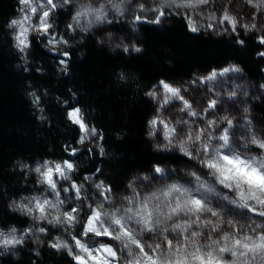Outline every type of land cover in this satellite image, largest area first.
Listing matches in <instances>:
<instances>
[{"label": "trees", "instance_id": "obj_1", "mask_svg": "<svg viewBox=\"0 0 264 264\" xmlns=\"http://www.w3.org/2000/svg\"><path fill=\"white\" fill-rule=\"evenodd\" d=\"M100 1L103 0L90 1V4L93 7L94 2ZM116 2L131 5L136 0ZM72 3L73 6L84 4L83 0ZM96 7L99 4L96 3ZM68 9L69 5L58 6L52 12L53 33H32L25 54L15 47L14 32L9 27L18 15L19 0H0V230L7 232L15 227L28 233L30 219L16 210L13 202L43 190L34 168L47 160L72 161L73 180L89 194L94 187L97 196L108 199L112 207L125 206L139 182H146L142 188L148 189L144 192L149 191V198L153 194L162 196L176 182L186 184L191 180L188 174L178 172L174 177H157V167L188 165L195 168L196 165V173L204 176V183H211L218 193L229 199L235 198L234 192L219 185L207 174L209 170L194 159L156 147L149 124L155 104L147 93L160 80L189 82L197 75L234 65L240 69L242 84L249 91L251 119L263 130L255 136L264 139V57L258 55L264 51V44L258 40L264 33L260 35L245 28L232 33L204 28L193 32L186 16L165 9L163 22L138 24L136 46L141 50L125 51L115 49L101 39L106 32L125 31L123 21L103 23L112 20L107 16L87 31L68 33ZM48 37L55 38L58 43L50 44ZM59 37L68 43L59 42ZM65 52L67 56L63 55ZM74 107L81 110L88 127L97 130L100 148L91 140L79 142L81 130L68 117L69 110ZM243 148L251 149L249 145ZM252 149L262 154L257 147ZM98 184L103 187L98 189ZM63 189H69L63 193L70 198L71 187L63 183ZM200 191L207 206L220 211L224 221H231L240 230L247 224L264 220L239 205H231L219 197L209 198L204 189ZM176 195L173 193L165 201L168 207ZM158 202L147 199L151 206ZM168 207H162V211L167 212ZM203 218L213 222L218 219L208 214H203ZM175 222L183 223L184 220L182 217L163 220L156 232L145 233L141 239L147 244L159 243L163 240L159 234L161 229L165 226L171 229ZM83 226L84 222L78 228L79 237H82ZM229 227L228 223L222 222L224 231ZM194 228L209 234L208 228L197 225ZM165 235L172 238L175 233ZM210 235L217 238L220 233ZM51 237L24 239L23 244L0 251V264H77L66 250L51 247ZM96 238L109 241L107 237ZM201 242L206 241L202 239ZM112 243L120 246L116 241ZM120 264H123V257Z\"/></svg>", "mask_w": 264, "mask_h": 264}, {"label": "snow or ice", "instance_id": "obj_2", "mask_svg": "<svg viewBox=\"0 0 264 264\" xmlns=\"http://www.w3.org/2000/svg\"><path fill=\"white\" fill-rule=\"evenodd\" d=\"M21 3L28 7L29 14H25L21 19H14L11 21L9 27L16 28L17 32L14 36L15 47L26 54V50L30 47L31 41L29 39L31 33L40 35H49L53 24L49 22L51 13L59 6L63 7L71 0H45V6L34 4L33 0H20ZM253 9L264 13V0H246ZM156 7L147 9L156 13L155 23H159V17L165 15V9L173 10H187L185 14L188 17L189 28L195 32L197 31L196 22L192 19V13L196 15H204V9L214 3V0H153ZM115 7V6H114ZM141 12L146 11L145 5H139ZM90 13L95 14L97 22L106 18L105 8L99 6L98 8L87 9ZM121 12V10H120ZM84 12H77L73 19L79 24L80 17ZM33 16L36 17V22L33 23ZM141 16H136V20H141ZM209 21H217L219 24L227 23L230 25L233 32L237 29L238 20L231 15L228 8L225 7L219 18L216 13L209 12L207 14ZM213 28V24L208 25ZM246 31H251L256 28V24L242 25ZM227 31V29H225ZM259 43L264 44V36L258 37ZM50 42H57L53 38ZM59 42L67 44L68 41L61 38ZM243 44V41H238ZM136 52L141 49L135 48ZM127 51V48H125ZM63 55L67 56L65 52ZM259 56L264 57V51L258 53ZM65 63V61H61ZM237 67H226L222 72L217 73L213 71L205 79L206 81H213L218 75L223 76L229 72H239ZM264 87V86H262ZM162 94L163 105L167 106L173 99L179 100L183 103L182 110L188 111V114L195 117L199 115L196 111H192V105L181 94V89L164 80L158 82V89L147 93L153 99H157ZM33 95H35L33 93ZM234 95V94H233ZM39 98L37 97L36 102ZM217 102L212 100L208 107L215 109ZM245 112L248 109H244ZM68 117L72 123L79 126L83 135L80 136L79 142L84 143L89 136H96L97 130L95 127L89 128L85 123L81 110L75 108L68 113ZM221 119L226 122L228 127L221 130V134L214 138L221 143L210 146L209 137L212 133L206 129L189 130L185 134V138L176 146L187 157L197 159L199 163L208 171V175L215 174V181L224 189L231 190L235 193V198L229 199L227 195H221L217 190L209 188L207 184L201 182L200 176L195 172L192 176L195 177L199 187L196 191L204 189L216 193L218 197L231 205H239V207L254 213L255 215L264 218V139H258L255 135L251 136L250 143L261 150L262 154L257 156H244L232 149L231 137L229 129L233 126V120L228 116H223ZM181 123V122H177ZM187 123V122H184ZM153 131L150 135L156 134L158 124H163L164 139L169 144L173 142V138L178 136L175 127H169L167 123L160 120L159 117L153 118L149 121ZM207 125L215 127L217 121L208 119ZM193 132L195 134H193ZM186 145H191L193 150H190ZM167 147V145H165ZM227 150V151H225ZM103 151V149H101ZM229 152L231 154H229ZM195 153H201L196 156ZM75 154V152H73ZM26 167V165H25ZM74 170L73 163L64 161L63 163H54L45 161L42 165L34 168V171L41 177L40 183L46 184L57 197V183L54 177L58 176L61 179H69L68 175ZM155 172L160 173L162 169L157 167ZM99 189L103 187L102 184L96 185ZM71 188L75 190L76 196L79 198L81 188L73 184ZM67 192L69 189H63ZM111 191V189H108ZM176 193L173 201H170L168 211H158L152 206L149 207L147 202L143 203L141 207L133 211L132 208L124 210L125 215H121V210L116 209L112 212L103 211L104 205L91 210L90 214L84 221V226L80 232L84 237H107L109 240L116 241L119 247L113 244H106L100 241L95 243L91 238L87 241L81 240L77 236L72 237L73 244L62 241L57 238V242L53 243L51 247L60 250L64 249L77 264H120L123 257V264H264V223L250 229V233L240 235V229L236 228L231 221H224L223 214L213 207L207 206L208 202L201 197L194 196L190 189L173 184L163 195L167 197ZM183 198V199H181ZM150 199L159 200L158 196L153 194ZM27 200V202H24ZM63 201L53 203L48 199H41L39 197L24 198L21 202H13L15 209L21 211L25 215L33 216L34 219L47 220L50 224H65L74 226L78 222L76 213L78 209L72 208L69 211L61 212L60 204ZM91 208V205H89ZM219 207V206H218ZM54 209L56 215L49 219V211ZM132 214V215H128ZM203 214H208L211 217H217V221L213 222L210 219H204ZM173 220L175 217H182L183 223L175 222L171 229L163 227L160 235L163 240L159 243L147 244L141 237L145 233H154L158 226L163 223V220ZM135 219L139 230H134L129 221ZM190 221V222H189ZM226 222L229 224V230L222 229V223L217 227V222ZM194 225L200 228H208L209 234L202 231L195 230ZM40 232H45V228H39ZM175 233V236L169 238L165 233ZM219 232L217 238H211V233ZM27 234V233H25ZM243 237V239H241ZM210 241L208 243L201 242V240ZM24 242L23 236H17V229L12 227L5 232L0 230V249L8 250ZM229 242L231 246L229 247ZM191 246V251L189 248ZM78 250V251H76Z\"/></svg>", "mask_w": 264, "mask_h": 264}, {"label": "rangeland", "instance_id": "obj_3", "mask_svg": "<svg viewBox=\"0 0 264 264\" xmlns=\"http://www.w3.org/2000/svg\"><path fill=\"white\" fill-rule=\"evenodd\" d=\"M71 1L73 2L78 0H71ZM90 1L93 2L95 0H83L84 4L91 3ZM103 1L94 2L95 4L93 7L97 8L96 3L99 4L100 6L101 3H105ZM72 2L65 4V5H69V9H68L69 17L66 28L68 33H79L82 31L81 27L85 24L86 20L91 21L90 17H92L93 15L90 14L86 18L82 16L80 18L79 24H77V22L73 19V17L76 15L77 10L81 7L82 4H79V6L78 5L73 6ZM33 3L38 4L42 7L45 6V0H33ZM141 3L145 5L146 11L144 12H141L139 9V5ZM130 4L131 5L129 4L121 5V12L118 13L116 11L110 10L112 7L105 3V9L107 10L105 12L106 17L109 16V18H111L112 20L103 21V23H117L123 21L126 27V30L123 32H118V33L115 32L112 34L106 32L101 36L102 37L101 39L105 43L109 44L115 49L127 48L128 50H134L135 48H137L136 37H137L138 24L143 21H155L157 18L155 12L147 10L157 6L156 4L153 3L152 0H144V1L136 0L135 3H130ZM225 7L228 8V11L230 12L231 15L237 18L238 20L237 29L244 28L242 27V25H250L252 23H255L256 28L252 30L257 31L260 35H263L262 33H264V13H261L260 11L253 9L249 4H247L246 0H216L214 3L207 6L204 9V15H196L195 13H192V19L196 22V27L212 30L217 33H232L233 31L231 30L230 25H228L227 23L219 24L217 21H209L207 19V14L213 11L216 13L217 17L219 18ZM174 11L181 12L188 19L187 15L185 14L187 10L181 9ZM25 14H29L28 7L25 4L21 3L19 0V12L14 19L17 20L21 19ZM136 16H141L142 19L138 21L136 20ZM163 21H164V16L159 17V22H163ZM35 22H36V17L33 16V23ZM49 22L53 24V28H51L49 32L51 35V33H53V29L55 28V22L52 19V13L50 15ZM210 23L214 25L213 28L208 27ZM11 29L13 30L15 36L17 29L16 28H11ZM225 29H227V31H225ZM31 35L32 33L30 34V37ZM52 39H53L52 37H48V42L50 44L55 45L58 43V42L55 43L50 42ZM60 39L61 37H59V40ZM233 66L234 65H230L227 67H233ZM223 69L215 70V72L220 73L222 72ZM212 72L208 74L197 75L189 82H182V81L177 83L168 82L181 89V94L192 105V111H196L197 113H199V115L195 117L189 115L188 111L182 110L184 108V105L179 100L173 99L167 106H164L162 101V94L157 99H153L151 97L155 104V110L152 119L159 117V119L167 123L169 127H175L178 132V136L174 137L173 142L169 144L168 141L164 139L163 132L165 129L163 127V124H158V127L156 129V134L154 136L150 135L152 140L155 142L156 145H160L158 149L182 153L176 145L185 138V134L189 130L206 129L208 132L212 133V136L209 137V140L211 142L210 146L218 145L221 142L216 140L214 137L220 135L221 130L224 129L225 127H228L226 122H224L221 119V117L223 116H228L230 119L233 120V126L229 129L232 149L244 156L259 157L261 153L259 151L256 152V149H252L253 147L255 148L256 146L252 145L249 141L252 135H259L260 133L263 132V130L260 129L258 123L253 122L249 110L247 112L244 111V109H248V104L250 103L249 100L250 96H249V91L245 89L246 86L242 84L241 81L242 76L240 71L229 72L223 76L218 75L215 80L206 81L205 78L209 76ZM154 89H158V84L152 89V91ZM212 100H215L217 102L215 109H209L208 107L209 103ZM75 108L78 107L71 108L69 112ZM208 119L217 121V125L215 127H209L207 125ZM178 121L181 123H177ZM152 131L153 129L150 126V133ZM193 134L195 133L193 132ZM81 135H83L82 131H81ZM86 140H91L96 145V147L100 148V140L98 134L96 136H89V138ZM165 145H167V147H165ZM244 145L247 146L249 145L251 149H244L243 148ZM186 146L189 147L190 150H193L191 145H186ZM229 154L231 153L229 152ZM195 155L200 156L201 153H195ZM47 161L54 163H63L64 161H69L72 163V161L70 160H64V161L47 160ZM194 161L196 163L197 162L199 163L197 159H194ZM43 163H40L37 166L42 165ZM196 167H197L196 165L195 168L193 166H188V165L180 168L165 167L162 168V172L157 173V177L158 176L174 177L173 175L176 172L181 174H188V176L191 177V180H189V182H187L186 184L181 182H176L175 185L181 187L182 189L188 188L191 190L194 196L203 198L200 194L201 191H196L199 185L196 182L195 177L191 175V173L193 172L196 173L197 171ZM72 171L68 174L70 178L67 180L61 179L58 176L54 177L58 186L57 187V191H59L58 197L55 194V192H53L46 184L41 183L44 186L42 191H39L33 195L24 198L30 199L31 197H39L41 199H48L53 203H56L58 200L63 201V203L60 204L61 212L69 211L72 208L78 209V212L76 213L78 217V222L74 226H68L63 223L50 224L48 223L47 220L38 221L34 219L33 216L26 215L30 219V228L28 229V233L27 230L26 231L17 230V236H23L24 239L29 238L31 240L34 239L38 240L41 239L42 237L44 238L48 235H52L51 237L52 244L57 242V238H59L62 241H66L69 244H73L72 237L77 236V231L79 226L86 220L92 209L102 204L104 205L103 211L105 212H112L115 211L116 209H120L121 210L120 214L125 215L124 212L125 209L132 208L133 211L135 212V210L141 207L143 203L147 202L148 194H150L149 191L144 192L148 189L142 188L146 182L143 183L139 182L134 187L132 191L133 194L128 199V202L125 206L119 207L118 205L116 206L113 205L112 207V203L109 202L108 199H100V197L97 196L95 191L96 189H94V187L90 189V194L85 192L81 184L73 180ZM36 174L40 181L41 180L40 175L38 173ZM198 176H200L201 182H203L202 180H205L204 176L202 175H198ZM63 183H67L68 186L70 187L73 184L78 185L81 188L80 197L78 198L75 194V190L71 188L72 194L70 198H67V196L63 193L62 190ZM150 191L152 192L154 190H150ZM88 195H90L89 198H87ZM24 198H21L16 202L19 203ZM24 202H27V200H24ZM81 202H84L85 205L83 204L84 206H82ZM89 205H91V208L89 207ZM149 207L150 208L152 207L151 203L149 204ZM54 215H56V211L54 209H51L49 211V219H51L52 216ZM128 215H132V214H128ZM128 223L134 230H137L140 227L139 225L136 224L135 219L129 221ZM261 223H264V220L256 221L253 222L251 225L247 224L246 226H243L246 227L247 229L243 228L242 230H240V235L250 233V229L258 226ZM39 228H45L46 231L40 232L38 230ZM77 237L85 241L91 238V240L94 243L96 241H100L106 244H113L114 246H117L114 243H112V241L110 240L108 241L96 237L95 238L84 237V236L82 237L77 236ZM60 250H64V249H60ZM0 251H6V250L0 249Z\"/></svg>", "mask_w": 264, "mask_h": 264}, {"label": "clouds", "instance_id": "obj_4", "mask_svg": "<svg viewBox=\"0 0 264 264\" xmlns=\"http://www.w3.org/2000/svg\"><path fill=\"white\" fill-rule=\"evenodd\" d=\"M121 2H122V0H121ZM105 3L107 4V5H110L116 12H120V10H121V5H120V3H117L116 2V0H105ZM105 3H101L100 4V6H103L104 8H105ZM115 6V7H114ZM91 8H94V7H92V5L90 4V3H87V4H82L81 5V7L77 10V12H84V15H83V17H87L88 15H90V14H92L93 15V19L91 20V21H87L86 20V22H85V24L81 27V30L82 31H87L89 28H91L92 27V25L94 24V23H96L97 21H96V19H95V14H93V13H90V12H88V11H85V10H87V9H91ZM81 18V17H80ZM11 24V23H10ZM9 24V25H10ZM250 142V141H249ZM156 147L157 148H159L160 147V145H156ZM191 175H192V173H191ZM212 177H214L215 178V174L213 173L212 175H211ZM204 183V182H203ZM206 184V183H205ZM207 186L209 187V188H213V185L211 184V183H207ZM206 194L209 196V198H213V197H218V195L216 194V193H213V192H211V191H206ZM181 199H183V198H181ZM152 199H150L149 201H151ZM167 200V197H165L163 194H162V196H160L159 197V202L157 203V204H155V205H153L154 206V208L158 211V214H159V210H161L162 209V207H164V208H167L168 207V205L165 203V201ZM13 207L15 208V205H13ZM222 222H220V221H218L217 222V227H219L220 226V224H221ZM241 239H243V237H241ZM208 242H210V241H206V243H208ZM231 246V242H229V247ZM189 251H191V246H190V248H189ZM227 264H231V262L229 261V262H227Z\"/></svg>", "mask_w": 264, "mask_h": 264}]
</instances>
